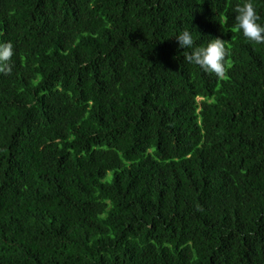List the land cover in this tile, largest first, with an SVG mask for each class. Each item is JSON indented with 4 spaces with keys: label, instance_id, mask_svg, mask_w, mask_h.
Masks as SVG:
<instances>
[{
    "label": "trees",
    "instance_id": "obj_1",
    "mask_svg": "<svg viewBox=\"0 0 264 264\" xmlns=\"http://www.w3.org/2000/svg\"><path fill=\"white\" fill-rule=\"evenodd\" d=\"M244 2L0 0V264H264ZM184 30L227 43L225 77L187 61Z\"/></svg>",
    "mask_w": 264,
    "mask_h": 264
},
{
    "label": "clouds",
    "instance_id": "obj_2",
    "mask_svg": "<svg viewBox=\"0 0 264 264\" xmlns=\"http://www.w3.org/2000/svg\"><path fill=\"white\" fill-rule=\"evenodd\" d=\"M235 30L242 32L243 36L254 43L264 44V25L259 23L261 17L254 7L253 0H245L242 6L236 8ZM176 40L182 49H190L187 61L199 66L203 71L214 73L217 77H225L227 74L226 44L222 39H210L204 47L196 45L193 33L189 30L180 32ZM13 52V45L0 43V71L8 68Z\"/></svg>",
    "mask_w": 264,
    "mask_h": 264
},
{
    "label": "rangeland",
    "instance_id": "obj_3",
    "mask_svg": "<svg viewBox=\"0 0 264 264\" xmlns=\"http://www.w3.org/2000/svg\"><path fill=\"white\" fill-rule=\"evenodd\" d=\"M110 176H111V173H110ZM110 178V177H109Z\"/></svg>",
    "mask_w": 264,
    "mask_h": 264
}]
</instances>
